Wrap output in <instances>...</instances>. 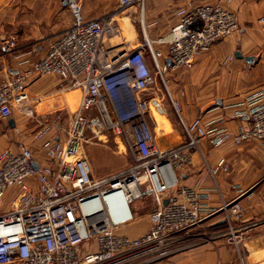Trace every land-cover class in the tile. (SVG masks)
<instances>
[{"label":"built area","instance_id":"built-area-1","mask_svg":"<svg viewBox=\"0 0 264 264\" xmlns=\"http://www.w3.org/2000/svg\"><path fill=\"white\" fill-rule=\"evenodd\" d=\"M67 1L74 22L47 43L24 46L32 59L17 53L15 38L5 39L0 49L17 61L0 60V122L5 125L13 109L30 101L27 87L36 75L55 74L80 93L64 138L42 144L47 161L36 157L23 140L15 150L0 149V197L7 191L13 195L8 210L0 212V264L158 261L200 238V228L217 215L226 224L229 240L237 244L242 239L234 221L242 212L238 196L211 205L208 190L184 184L180 170L190 164L194 151L202 155L200 138L213 147L253 138L264 148V85L235 104L231 114L238 120L235 129L219 117L192 132L180 116L181 105L170 97L182 129L174 137L154 133L150 99L138 95L158 78L167 88L165 72L192 67L214 41L238 30L237 13L220 2L194 6L182 2L174 10L177 20L167 38L148 39L141 21L143 40L129 47L125 38L111 41L120 35L118 15L134 5L143 10L145 0H117L112 9L88 19L82 17L78 3ZM260 23L264 28V17ZM154 41L166 50L154 46ZM119 91L125 93L121 103L114 97ZM48 131V126H41L33 139H45ZM103 132L119 137L132 150L133 162L127 169L96 177L83 143ZM217 163L226 168L223 158ZM129 183L135 196L127 198ZM144 196L154 201L150 228L139 236L117 233L133 219L129 203ZM110 210L127 216L113 220Z\"/></svg>","mask_w":264,"mask_h":264},{"label":"crops","instance_id":"crops-1","mask_svg":"<svg viewBox=\"0 0 264 264\" xmlns=\"http://www.w3.org/2000/svg\"><path fill=\"white\" fill-rule=\"evenodd\" d=\"M80 5V12L83 18H92L115 7L117 0H74ZM144 9L140 11L141 21L144 23V31L151 36L167 38L170 33V27L176 23L174 10L185 2L190 6L201 3L220 2L223 6L232 9L238 15V30L234 32L242 33L248 39L247 47L250 49L241 53V55H250L252 60L237 57L238 63L245 60L250 66H259L262 70L258 79L263 81L248 90L245 94L229 93L217 98L214 107L202 111L201 109H190L186 106L181 108L180 116L186 122L192 132L200 124L224 118L223 124L229 129H235L237 119L232 118V111L235 104L241 101L250 91L264 85V28L260 23V17H264V0H145ZM138 6L125 8L119 15L120 35L123 36L126 31L138 38L141 28L138 27L136 9ZM74 22L73 12L68 1L63 0H0V49L5 39L15 38L17 42V53L22 54L23 58L32 59L28 49L24 46L34 42L47 43L54 39ZM143 32V31H142ZM144 33V32H143ZM222 39L214 41L212 44L216 48L222 46ZM126 40V39H125ZM136 45V44H135ZM134 46V45H133ZM163 50L165 51V46ZM234 50V51H235ZM233 51V54H234ZM204 53V52H203ZM202 54V53H201ZM199 56V55H198ZM198 58V57H197ZM196 58V59H197ZM0 60H7L16 64V60L8 54H1ZM196 61V60H195ZM195 63V62H194ZM234 64V65H235ZM237 66V65H235ZM253 68V67H252ZM55 74L36 75L28 83V92H47L45 96L51 93H69L66 96L72 101L76 97L75 88L67 87ZM144 91V92H143ZM152 93L150 103L159 110V114H167L163 93L156 86V83L139 90L138 95H147ZM79 93V92H78ZM80 94V93H79ZM31 95V94H30ZM117 102L121 103L125 97L123 91L115 94ZM40 100V99H38ZM32 101H29L20 109L23 112L31 107ZM150 114V112H149ZM162 115V116H163ZM22 114L17 116L12 114L14 126L5 125L0 130L3 133L9 131L11 140L4 141L0 139V149H16L18 141H25L31 147L32 152L40 160L47 161V156L43 152L42 144L48 139H63L66 130L56 133L52 136H46L45 139H33L28 134V127L23 122ZM166 122L157 121L152 127L153 131L166 133L176 136L180 133L178 126L173 119H164ZM17 128L16 129L14 128ZM4 135V134H2ZM198 151L192 153L191 162L186 168L180 170V179L184 184L203 187L210 193V204L217 205L221 198L230 200L238 196V201L242 206V212L234 218L236 226L239 228V236L242 237L237 244L229 240L225 229L226 224L217 215L208 221V226L214 228L206 236L208 238L192 239L187 245L174 250L169 256L146 264H264V148L256 139H246L239 143H226L221 146L213 147L205 138L198 140ZM88 156V155H87ZM223 158L226 168L220 166L217 161ZM89 159V157H88ZM90 161V159H89ZM91 167H99L97 173L106 174L108 171L101 170L98 160L94 158L90 161ZM93 165V166H92ZM99 165V166H98ZM149 202L147 199L142 202L131 201L129 208L133 214V220L129 226L118 227L117 233L127 236H139L150 228L148 211L145 209Z\"/></svg>","mask_w":264,"mask_h":264},{"label":"rangeland","instance_id":"rangeland-1","mask_svg":"<svg viewBox=\"0 0 264 264\" xmlns=\"http://www.w3.org/2000/svg\"><path fill=\"white\" fill-rule=\"evenodd\" d=\"M135 14L136 17H138V27L142 28L139 7H137ZM143 37L144 35L141 30L137 39L131 35V32L126 31L123 36L118 35L112 38L111 41L119 42L125 38V44L130 47L138 44L139 41H142ZM147 38L157 40L159 37L147 34ZM221 42L222 46L219 48H216L215 45L212 44L208 51L200 54L192 67H183L165 72L163 75L167 80V88L164 87L161 79L158 78L156 86H158L159 90L163 93V102L168 116L167 114H159V110L156 106L150 103L149 120L152 127L157 121L166 122V120H164L165 118L167 120L171 118L181 130L180 119L178 118L173 105H171L170 97L177 101L182 108L186 106L190 109H201L202 111H205L217 104L216 101L218 97L231 92L240 93L243 96L248 90L263 81L262 78L258 79L260 73H262L261 66L255 69L254 65L250 66L243 59L239 62L241 64H235L236 62L238 63V60L235 58L233 51L239 49L241 53L245 54V52L250 49L247 47L248 43H246L248 42V39L245 38L242 33L233 32L227 35V37ZM153 44L154 46L163 49V43L154 41ZM46 93L47 92L32 91L29 93L31 94V107L24 112L22 110L13 111V114L17 116L22 114L20 119H22L23 122H25L26 127H28V134L31 135V138L34 137L35 132L41 126L49 127L47 136H52L66 130L69 125L68 122L70 116L76 109L75 107L77 106L79 99L78 90L75 92L76 97L73 101L71 100L73 99L71 97L66 101V96L70 95L67 92L51 93L50 96H45ZM143 97L151 98L152 93L148 91L147 95L143 94ZM1 127H3V122H0V128ZM154 133L156 134L158 131L155 130ZM88 134L89 131L86 132V135ZM0 139L4 141L11 140L9 131L3 133L0 130ZM83 149L88 155L90 161L92 158L98 160L101 166L100 169L108 171L106 174L97 173L99 167L92 165L93 174L96 177L127 169V167L133 162L132 150H130L127 145L121 143L119 137L115 136L113 133H98L95 140H92L91 142L85 141L83 143ZM12 196L11 192L7 191L2 197H0V212H6L8 210ZM145 199L148 200L149 204L144 208L149 210L154 205L151 196H144L143 198L134 199L132 201L136 200L142 202ZM133 219L120 227L129 226ZM213 229L214 228L208 226V222L205 223L199 230L202 234L200 235V238H202L201 240H203V238H208L206 236H209L208 233Z\"/></svg>","mask_w":264,"mask_h":264},{"label":"bare ground","instance_id":"bare-ground-1","mask_svg":"<svg viewBox=\"0 0 264 264\" xmlns=\"http://www.w3.org/2000/svg\"><path fill=\"white\" fill-rule=\"evenodd\" d=\"M126 188H127V193L125 195L127 198L135 196L134 195L135 194L134 187H133L132 183H129V185H127ZM125 216H127V215H126V213L122 212V210H119V211H116V210L111 211L110 210V213H109V217L113 220H118V219L123 218Z\"/></svg>","mask_w":264,"mask_h":264},{"label":"water","instance_id":"water-1","mask_svg":"<svg viewBox=\"0 0 264 264\" xmlns=\"http://www.w3.org/2000/svg\"><path fill=\"white\" fill-rule=\"evenodd\" d=\"M63 1L65 2L67 0H63ZM234 55H236L237 57H242L243 56V58H246L249 61L253 59L252 56H250V55H241V53H240L239 50H235L234 51ZM8 123H9V125L14 126V124H13L14 123L13 122V118H9L8 119ZM163 202L166 203L167 202V199H164Z\"/></svg>","mask_w":264,"mask_h":264}]
</instances>
